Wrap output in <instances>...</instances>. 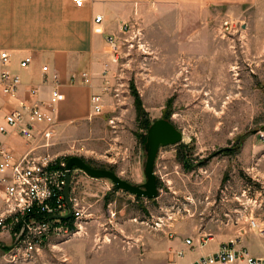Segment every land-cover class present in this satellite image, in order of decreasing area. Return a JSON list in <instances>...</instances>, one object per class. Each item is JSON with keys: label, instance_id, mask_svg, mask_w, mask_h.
Returning <instances> with one entry per match:
<instances>
[{"label": "rangeland", "instance_id": "374dc122", "mask_svg": "<svg viewBox=\"0 0 264 264\" xmlns=\"http://www.w3.org/2000/svg\"><path fill=\"white\" fill-rule=\"evenodd\" d=\"M153 14L120 30L115 50L107 46L102 111L55 129L49 152L142 187L148 129L156 119L170 121L182 139L157 150L156 196L73 167L71 188L90 219L34 260L7 261L11 243L1 234L0 264H66L74 250L88 254L84 264H147L148 257L165 264L166 254L152 252L187 237L236 240L264 253V0L218 4L193 28L186 22L185 34Z\"/></svg>", "mask_w": 264, "mask_h": 264}, {"label": "crops", "instance_id": "0c3cea01", "mask_svg": "<svg viewBox=\"0 0 264 264\" xmlns=\"http://www.w3.org/2000/svg\"><path fill=\"white\" fill-rule=\"evenodd\" d=\"M235 1L249 2L85 0L84 5L78 7L72 0H0V50L10 55L5 69L21 80L20 97L26 96L27 87L34 86L40 98L46 99L56 76L64 99L57 105L54 128L64 130L85 122L91 116L90 96L101 91L100 74L106 62L107 38L110 36L116 40L123 24L129 26L140 14L149 12L154 13L153 18L161 19L168 30L171 28L176 30L173 31L176 34H185V30L180 29L186 28V22H189L188 28H193L197 21L209 15L212 7ZM98 14L102 19L95 22ZM151 16L147 17L152 19ZM27 55L31 57V62L22 68L19 61ZM43 66H46V71L42 70ZM0 139L16 154L26 149L19 137L0 134ZM198 239L194 238L197 244ZM180 240L176 238L161 243L152 254L162 252L168 257L166 251L169 246L179 247ZM208 242L193 251L185 249L186 256L181 258L180 263L189 264L199 255L213 252L221 241ZM251 254L264 255L259 251ZM69 257L71 261L66 264H84L88 254L74 250ZM149 259L147 264H158L156 259L151 258L150 262ZM164 261L167 264V258Z\"/></svg>", "mask_w": 264, "mask_h": 264}, {"label": "built area", "instance_id": "2783aa9c", "mask_svg": "<svg viewBox=\"0 0 264 264\" xmlns=\"http://www.w3.org/2000/svg\"><path fill=\"white\" fill-rule=\"evenodd\" d=\"M81 7L85 0H72ZM102 19L95 16V22ZM130 25L123 24L121 31ZM228 20L222 22L226 31ZM114 50L116 41L107 38ZM113 59L117 60L114 56ZM10 61L7 51L0 50V134L19 137L26 149L16 154L0 139V234L11 244L5 245L7 261L34 260L45 250L78 234L82 222L90 219L88 207L73 194L71 183L68 190L69 206L64 197L67 157L49 152L55 134V113L64 99L58 80L46 99L40 98L34 86L26 88V96L18 94L21 80L5 67ZM31 62L24 56L19 66L25 68ZM46 71V66L42 67ZM91 116L102 111L100 93L90 96ZM70 170V182H71ZM70 213L68 218L62 216ZM257 227L255 221L251 222ZM174 237V234L169 235ZM211 237H199L198 244L191 237L180 240L179 247L168 249L167 264H178L189 251L200 248ZM189 264H264V256H255L236 240L219 242L211 253L201 254Z\"/></svg>", "mask_w": 264, "mask_h": 264}, {"label": "water", "instance_id": "95a60500", "mask_svg": "<svg viewBox=\"0 0 264 264\" xmlns=\"http://www.w3.org/2000/svg\"><path fill=\"white\" fill-rule=\"evenodd\" d=\"M182 139L181 132L177 130L174 125L165 119H156L150 125L147 132V154L146 161L144 166V172L146 176V181L143 184V188L139 185H134L128 181L119 177L116 173L109 169H100L94 168L88 165L82 158L78 156H70L66 161V184L64 188V197L69 206L68 201V190L70 186V170L73 167H76L87 175L93 178H107L112 183H114L118 188L127 191L131 194L137 196H143L146 198H152L156 196L157 187H156V177L153 171L154 159L157 154V150L160 145H171L180 142ZM70 213L63 218H68Z\"/></svg>", "mask_w": 264, "mask_h": 264}, {"label": "bare ground", "instance_id": "6f19581e", "mask_svg": "<svg viewBox=\"0 0 264 264\" xmlns=\"http://www.w3.org/2000/svg\"><path fill=\"white\" fill-rule=\"evenodd\" d=\"M212 239H213V237L210 238V240H212Z\"/></svg>", "mask_w": 264, "mask_h": 264}, {"label": "trees", "instance_id": "16d2710c", "mask_svg": "<svg viewBox=\"0 0 264 264\" xmlns=\"http://www.w3.org/2000/svg\"><path fill=\"white\" fill-rule=\"evenodd\" d=\"M5 249H6V247H5Z\"/></svg>", "mask_w": 264, "mask_h": 264}]
</instances>
